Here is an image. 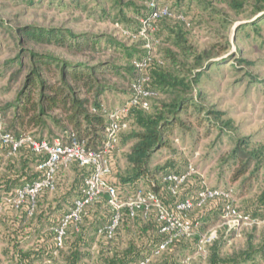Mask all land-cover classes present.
Listing matches in <instances>:
<instances>
[{
    "label": "rangeland",
    "instance_id": "374dc122",
    "mask_svg": "<svg viewBox=\"0 0 264 264\" xmlns=\"http://www.w3.org/2000/svg\"><path fill=\"white\" fill-rule=\"evenodd\" d=\"M236 1L242 3L238 12L231 8L230 0H159V7L175 10L180 4L182 9H190L185 30L186 49L182 50L162 40L153 42L152 31L149 33L138 19V14H144L151 4L146 0H121L116 7L114 0H0V119L9 128L12 106L32 69L30 51L52 53L73 62L93 58L91 65L106 62L121 69L130 66L124 48L136 52L132 59L147 51L146 55L159 61L172 76L185 78L186 82L198 77V85L192 92L193 105L179 117L184 127H175L169 147L154 153L150 171L154 173L168 166L170 171L181 173L191 163L195 169L191 177L198 180L197 186L231 189L240 212L261 218L264 215V162L257 173H254L256 163H251L245 175L233 178L240 168L235 150L243 151L244 155L264 151V0ZM25 27L98 36L103 41L96 53L71 56L54 47L30 42L21 45L14 30ZM106 38L120 47H108ZM107 82L114 87L101 97L104 106L112 110L121 108L132 92L130 75L123 72L117 78L108 77ZM167 100L168 96L160 93L150 100V108ZM134 132H139L135 121L125 120L115 151L122 176L130 169L127 155L133 141L128 138ZM24 134L38 141L36 131ZM47 138L44 135V141ZM0 158L2 174L7 158L1 155ZM62 175L66 189L73 182L72 167L65 168ZM139 184V188L145 189L142 181ZM54 193L56 191L50 196ZM73 200L67 198V210ZM6 202L0 194V214ZM3 229L0 225V233H4ZM197 231L195 237L184 243L193 242L198 235L214 233L215 239L206 247V255L196 254L193 249L177 253L178 264L187 258L191 264H205L213 249L221 256H239L253 248L264 247V226L229 229L223 220L213 218L206 228L200 227ZM45 232L44 227L40 234ZM35 239L33 235L25 236L18 249L27 251L33 247ZM5 247V241L0 239V264H17L6 256ZM43 259L35 264H45L46 259ZM245 264H264V260Z\"/></svg>",
    "mask_w": 264,
    "mask_h": 264
},
{
    "label": "trees",
    "instance_id": "16d2710c",
    "mask_svg": "<svg viewBox=\"0 0 264 264\" xmlns=\"http://www.w3.org/2000/svg\"><path fill=\"white\" fill-rule=\"evenodd\" d=\"M114 1L115 7L121 3V0ZM150 2L151 0H146V3ZM241 5L242 3L236 0H230L231 8L237 12ZM161 7L165 6L159 7L158 0L157 8ZM151 11L149 4L144 14H138V19L143 21L149 33L152 31L153 42L162 40L185 50V30L189 25L187 21L190 9H182L178 4L175 10L168 9V15L154 19L150 18ZM260 11L261 9H257V12ZM14 33L21 45L30 42L41 47H54L71 56L96 53L103 41L98 36H76L68 31L34 27L16 29ZM105 41L108 47H120L114 40L106 38ZM123 53L130 66L121 69L106 62L91 65L93 58H89L87 62H73L52 53L30 51L32 69L26 76L16 103L12 106V122L9 128L4 124L6 131L15 137L25 132L36 131L39 135L38 141H44V135H47L48 143L58 138L63 142L75 140L86 150H99L108 129V122L103 116L105 106L101 97L114 87L107 82V78H117L125 72L130 75L132 86L139 75L132 62L134 60L140 62L147 57V51L134 59H132L136 53L134 50L124 48ZM144 73L149 78L147 89L156 95L161 93L168 96V100L150 108V100L154 99L151 98L147 110L139 106L130 108L124 121L133 119L139 127V132L131 133L128 138L133 141L127 155L130 169L122 176L117 168L115 151L121 132L116 147L109 155L111 176L107 181L116 188L121 201L133 197L142 181L146 190L154 192L163 205L172 210L178 202L194 196L200 188L197 186L198 180L191 177L179 187L176 195H172L169 183L164 182L163 178L170 174L179 175L184 171L172 172L167 166L153 173L149 164L154 153L169 147L172 130L175 127H184L179 117L193 105L192 92L198 85V77L186 82L185 78L174 77L166 72L159 61L151 58ZM7 152L8 148L0 145V155L7 158L4 172L0 174V194L7 200H12L16 190L41 179L42 172L36 171V167L45 161V156L34 155L28 146H23L15 156H7ZM263 152L258 150L244 155L243 151L235 150L234 154L237 153L240 168L236 170L233 179L245 175L251 163H256L254 173H257L264 162ZM70 167L74 171L72 184L64 189L62 185L64 169L58 170L53 191L56 193L50 196L53 192L44 190L38 194L31 215L28 214L30 210L28 200L18 209H14L8 202L4 203L3 213L0 214V225L4 226V233H0V239L6 243L4 250L6 256L17 264H35L41 262L43 257L46 259L45 264H134L148 256L163 238L158 233L160 224L155 213L151 212L144 218L143 210L139 209L132 218L128 210L123 208L114 236L108 240L97 235V231L107 225L112 217L105 196L86 207L78 224H69L63 239V247L55 252L53 233L50 229L58 225L62 216L67 213L66 207L69 205L67 198L75 200L81 196L84 178L89 174V169L80 168L76 163ZM223 202L221 199L208 202L192 212L190 220L198 224V229L206 228L211 219L221 217ZM44 227L46 232L40 234ZM29 235L36 237L33 247L25 252L19 250V242ZM185 241L184 239L174 241L150 264H178L176 254H183L190 249L195 252L198 237L189 244L184 243ZM260 259L264 260V247L253 248L239 256H221L217 249H213L205 264H245L256 263Z\"/></svg>",
    "mask_w": 264,
    "mask_h": 264
},
{
    "label": "built area",
    "instance_id": "2783aa9c",
    "mask_svg": "<svg viewBox=\"0 0 264 264\" xmlns=\"http://www.w3.org/2000/svg\"><path fill=\"white\" fill-rule=\"evenodd\" d=\"M158 0H151L152 8L150 18L168 15V8H157ZM180 19H182L180 17ZM150 57L142 61L134 60L133 66L138 70L139 75L134 84L132 92L129 93L127 102L117 109H103V116L108 122V129L105 139L99 150H86L84 146L75 140L63 142L58 138L51 143L37 141L26 134L15 137L6 131L4 123L0 119V145L8 148L7 156H15L23 147L28 146L34 155H44L45 161L36 167V171L42 172L41 179L32 183L25 184L22 188L14 192V198L7 200L14 209H18L24 201L30 203L29 215L35 206V199L42 191L53 192L55 190V177L60 169H65L76 163L80 168L89 169V174L84 178L81 196L72 202L71 208L62 216L58 225L52 227L53 244L58 250L63 247V239L69 224H78L87 206L96 202L100 197H106V205L112 213L110 222L97 231L98 236L110 240L114 236L120 221V212L123 208L127 209L130 217H134L137 210H143V217L154 212L156 220L160 224L158 233L163 236L162 240L152 249L148 256L134 264H150L155 258L176 240H190L198 234V224L193 223L189 215L197 209L202 208L208 202L217 199L223 200V207L220 219L227 224L229 229H239L241 227L264 226V217H253L248 213L239 211L233 198L231 189L208 188L201 184L198 191L191 198H186L178 202L172 210H168L160 201L158 196L151 190L138 188L133 197L121 201L119 194L107 179L111 176V166L109 155L118 143L119 134L122 132L130 108L139 106L143 110L149 108V100L156 94L147 89L149 78L145 75L148 68ZM195 174V169L188 163L184 172L176 175L170 174L163 178L164 182L169 183V190L172 195H176L179 187ZM215 239V234L198 235L195 245V253L206 255V247ZM54 252V253H55ZM180 264H191L189 259H184Z\"/></svg>",
    "mask_w": 264,
    "mask_h": 264
}]
</instances>
